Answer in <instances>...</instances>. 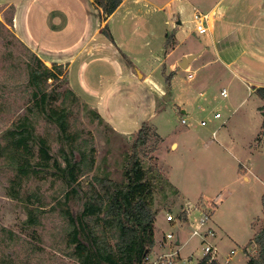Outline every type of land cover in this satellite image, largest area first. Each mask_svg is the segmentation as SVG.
<instances>
[{
    "label": "rangeland",
    "instance_id": "rangeland-1",
    "mask_svg": "<svg viewBox=\"0 0 264 264\" xmlns=\"http://www.w3.org/2000/svg\"><path fill=\"white\" fill-rule=\"evenodd\" d=\"M215 1L193 0L187 5L177 0L183 24L176 35L179 42L176 61L182 60L183 52L197 50L207 38L194 29L193 6L202 12V8ZM14 15L13 5L0 6V21L4 25H0V136L24 112L30 99L26 64L36 53L18 37L15 22H10ZM200 63L202 58L193 63L191 69L178 66L181 72L176 79L184 86H191L200 74L207 72L209 77L212 68L195 71ZM64 71L66 75L67 66ZM220 75L217 72L210 75V84L203 90L204 98L195 110H188L190 116L176 110L173 94L170 101L165 102L167 108L162 110L157 122L168 142L173 140L179 148L171 150L154 135L141 150L144 160L154 164L179 189L178 195L170 194L162 200L165 206L155 223L156 244L149 262L161 254H175L179 258L174 257V264H198L205 244L201 237H192L191 233L203 211L211 215L208 226L216 231L212 243L221 264H246L248 255L256 254L251 241L264 219V110L263 113L260 110L264 102L240 81L223 79ZM67 78L68 74L50 80L49 90L72 88ZM223 88L228 91L227 98L221 95ZM195 89L197 96L201 86ZM216 113L221 115L220 119L215 118ZM183 118L187 125L182 124ZM72 123L84 131L85 137L92 138L96 149V168L87 176L106 171L111 179L121 181L123 155L136 135L117 134L107 124L93 120L81 105L74 108ZM37 130L41 135L50 136L52 153L60 156L54 126L40 120ZM214 131H217L215 137ZM12 176L0 161V259L10 260L12 264H72L64 243L66 224L57 211H50L56 205L54 196L59 197V184L53 185L51 180H31L23 186L22 193L39 191L47 205L41 225L30 227L24 203L8 195ZM183 209L190 216L186 222L179 217ZM170 214L175 217L172 223L167 221ZM178 230L180 246L175 245L174 240L160 245L166 234L176 236Z\"/></svg>",
    "mask_w": 264,
    "mask_h": 264
},
{
    "label": "crops",
    "instance_id": "crops-1",
    "mask_svg": "<svg viewBox=\"0 0 264 264\" xmlns=\"http://www.w3.org/2000/svg\"><path fill=\"white\" fill-rule=\"evenodd\" d=\"M184 1L188 5L193 0ZM176 2L123 0L108 18L94 0H0V6L15 7L18 37L47 65L67 66L72 89L117 134L135 135L148 123L172 150L179 144L169 143L157 122L171 94L176 110L190 116L188 110H195L204 98L203 90L214 72L223 79L240 81L253 93L264 87V0H216L202 8V13L217 19L216 30L206 33L199 48L183 52L180 59L195 55L188 69L202 58L195 71L212 70L209 77L207 72L200 74L191 86L176 79L182 61L175 58L179 48L176 35L183 24L181 6ZM106 25L113 41L102 32ZM168 33L177 44L166 52Z\"/></svg>",
    "mask_w": 264,
    "mask_h": 264
},
{
    "label": "trees",
    "instance_id": "trees-1",
    "mask_svg": "<svg viewBox=\"0 0 264 264\" xmlns=\"http://www.w3.org/2000/svg\"><path fill=\"white\" fill-rule=\"evenodd\" d=\"M94 2L108 18L123 0ZM102 32L114 40L107 25ZM176 44L175 36L168 33L164 43L166 52ZM64 69V65L58 64L48 67L36 53L26 64L30 99L24 112L0 136V161L13 174L8 195L24 203L26 222L36 227L41 225L47 205L39 191L22 193L23 186L31 180L59 184V197L54 196L56 205L50 211H57L66 224L64 243L72 264H149L148 257L156 244L155 223L165 206L162 200L170 194H179L169 178L141 155L150 137L155 135L161 141L163 138L150 124L144 123L123 155L121 181L111 179L106 171L87 176L96 168V149L92 138L73 126L74 108L81 105L93 120L113 128L74 89L49 90L50 80L67 77ZM255 93L264 102V87L257 88ZM263 108H260L262 113ZM40 120L54 126L60 156L53 155L50 136L37 132ZM179 217L186 222L187 211L183 209ZM251 243L256 254L248 255L246 264H264V219ZM0 264L12 262L0 259ZM198 264L219 263L207 256Z\"/></svg>",
    "mask_w": 264,
    "mask_h": 264
},
{
    "label": "built area",
    "instance_id": "built-area-1",
    "mask_svg": "<svg viewBox=\"0 0 264 264\" xmlns=\"http://www.w3.org/2000/svg\"><path fill=\"white\" fill-rule=\"evenodd\" d=\"M193 21H194V29L199 35H205L209 32H214L216 30L217 19L211 13H202L198 9H194L193 11ZM221 95L224 98L228 97V91L226 88H223L221 91ZM215 118L220 119L221 115L219 113L215 114ZM187 120L185 118L182 119V124H187ZM205 125V122L202 123ZM217 131L213 132V137H215ZM175 217L170 214L167 217V221L172 223L174 222ZM211 220V215L202 212V217L197 221L194 230L192 231V237L199 236L201 237L202 243L205 244L203 248V258L209 256L210 261L215 260L216 256V246L212 243V239L216 236V231L212 227L208 226ZM176 236L174 234L168 233L165 235V242L174 240L175 243ZM164 243L162 245H164ZM234 253V251H232ZM179 258L175 254H163L160 255L156 260L149 262V264H174V262ZM149 259V258H148ZM192 264V263H189Z\"/></svg>",
    "mask_w": 264,
    "mask_h": 264
},
{
    "label": "water",
    "instance_id": "water-1",
    "mask_svg": "<svg viewBox=\"0 0 264 264\" xmlns=\"http://www.w3.org/2000/svg\"><path fill=\"white\" fill-rule=\"evenodd\" d=\"M195 59V55H190L188 57H185L180 63L179 67L181 69H187L190 65V63ZM174 149L176 148V145L173 147ZM175 245L180 246L181 245V235L179 230L176 232V238H175Z\"/></svg>",
    "mask_w": 264,
    "mask_h": 264
}]
</instances>
